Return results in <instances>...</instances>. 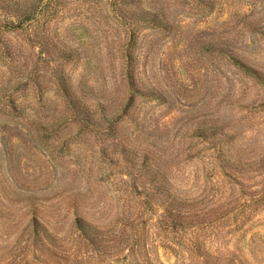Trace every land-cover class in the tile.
I'll list each match as a JSON object with an SVG mask.
<instances>
[{
	"label": "rangeland",
	"instance_id": "374dc122",
	"mask_svg": "<svg viewBox=\"0 0 264 264\" xmlns=\"http://www.w3.org/2000/svg\"><path fill=\"white\" fill-rule=\"evenodd\" d=\"M0 264H264V0H0Z\"/></svg>",
	"mask_w": 264,
	"mask_h": 264
},
{
	"label": "trees",
	"instance_id": "16d2710c",
	"mask_svg": "<svg viewBox=\"0 0 264 264\" xmlns=\"http://www.w3.org/2000/svg\"><path fill=\"white\" fill-rule=\"evenodd\" d=\"M36 225H38V222L36 220H34L33 221V226L35 227ZM76 225L79 227V229L82 232L87 231V230L93 228V225L91 223L86 222V221H83V220H79V219H77Z\"/></svg>",
	"mask_w": 264,
	"mask_h": 264
}]
</instances>
